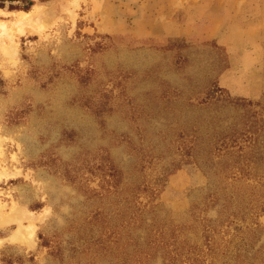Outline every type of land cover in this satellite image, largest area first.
<instances>
[{
	"label": "rangeland",
	"instance_id": "obj_1",
	"mask_svg": "<svg viewBox=\"0 0 264 264\" xmlns=\"http://www.w3.org/2000/svg\"><path fill=\"white\" fill-rule=\"evenodd\" d=\"M0 4V264H264V0Z\"/></svg>",
	"mask_w": 264,
	"mask_h": 264
},
{
	"label": "bare ground",
	"instance_id": "obj_2",
	"mask_svg": "<svg viewBox=\"0 0 264 264\" xmlns=\"http://www.w3.org/2000/svg\"><path fill=\"white\" fill-rule=\"evenodd\" d=\"M35 5L30 12H23V18L18 23V29L21 31L25 28H36L39 30L41 28L40 20H42V15L44 10L42 6ZM44 18V16H43ZM16 25V24H15ZM38 27V28H37ZM7 27L5 26L4 22L0 21V30L2 33H7ZM31 29V30H32ZM9 35V33H7ZM1 209V207H0ZM44 217L43 214L39 216H34L32 212H26L21 209L19 205L16 203L12 204L10 211L8 213H2L0 210V218L1 222H9L10 220H15L18 223V227L14 229L13 233L9 237L10 241H20V242H27L32 243V238L34 234L35 228V220H41ZM26 219L28 222L27 224H22V220ZM3 243V239H0V245Z\"/></svg>",
	"mask_w": 264,
	"mask_h": 264
},
{
	"label": "crops",
	"instance_id": "obj_3",
	"mask_svg": "<svg viewBox=\"0 0 264 264\" xmlns=\"http://www.w3.org/2000/svg\"><path fill=\"white\" fill-rule=\"evenodd\" d=\"M12 233H13V231H12ZM12 233H11V234H12ZM11 234L8 236L7 240H9V237L11 236ZM0 239H1V238H0ZM4 240H5V239H3V241H4ZM9 241H10V240H9Z\"/></svg>",
	"mask_w": 264,
	"mask_h": 264
},
{
	"label": "trees",
	"instance_id": "obj_4",
	"mask_svg": "<svg viewBox=\"0 0 264 264\" xmlns=\"http://www.w3.org/2000/svg\"><path fill=\"white\" fill-rule=\"evenodd\" d=\"M0 6H2V5L0 4Z\"/></svg>",
	"mask_w": 264,
	"mask_h": 264
}]
</instances>
